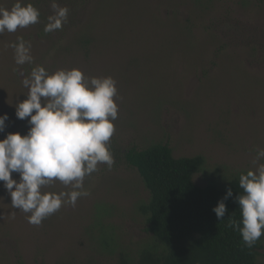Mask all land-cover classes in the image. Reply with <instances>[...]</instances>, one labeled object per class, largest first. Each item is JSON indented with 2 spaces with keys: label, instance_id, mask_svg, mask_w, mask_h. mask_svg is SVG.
Returning a JSON list of instances; mask_svg holds the SVG:
<instances>
[{
  "label": "rangeland",
  "instance_id": "374dc122",
  "mask_svg": "<svg viewBox=\"0 0 264 264\" xmlns=\"http://www.w3.org/2000/svg\"><path fill=\"white\" fill-rule=\"evenodd\" d=\"M16 0H0L11 8ZM68 8L61 29L45 33L52 4ZM39 22L0 34V139L25 134L15 104L33 67L79 68L116 81L118 116L111 169L85 177L88 196L62 206L39 226L14 209L0 181V264L137 263L162 245L140 206L150 193L126 152L168 144L175 157L203 155L199 186L222 187L254 167L264 149V0H23ZM23 37L33 64L17 65L8 45ZM264 163V161H261ZM19 179L18 173H13ZM46 191H69L59 181ZM264 264V237L257 257Z\"/></svg>",
  "mask_w": 264,
  "mask_h": 264
},
{
  "label": "clouds",
  "instance_id": "9594fccd",
  "mask_svg": "<svg viewBox=\"0 0 264 264\" xmlns=\"http://www.w3.org/2000/svg\"><path fill=\"white\" fill-rule=\"evenodd\" d=\"M54 14L48 17L45 33L61 29L68 8L53 2ZM40 11L32 3L16 0L11 8L0 6V34L14 33L39 22ZM17 65L33 64L32 45L23 37L8 45ZM26 99L15 104L16 117L27 120L25 134L9 132L0 139V181L11 197L14 209L28 215L30 224L42 221L62 206H75L90 193L85 177L98 171L100 164L109 169L114 156L109 141L118 116L116 81L111 77H86L79 68L49 72L44 66L33 67L22 80ZM8 114L0 115V132ZM264 149H257L254 167L239 176L242 192L235 197L241 219L229 217V227L238 231L251 248L264 235ZM19 174V179L13 178ZM59 181L69 191H46ZM233 196L229 188L213 208L222 220L228 211L225 201Z\"/></svg>",
  "mask_w": 264,
  "mask_h": 264
},
{
  "label": "trees",
  "instance_id": "16d2710c",
  "mask_svg": "<svg viewBox=\"0 0 264 264\" xmlns=\"http://www.w3.org/2000/svg\"><path fill=\"white\" fill-rule=\"evenodd\" d=\"M126 160L149 190V201L140 210L147 217L148 230L162 245L159 251L144 250L135 264H258L264 235L249 248L241 234L229 227V217L241 219L235 200L242 192L240 174L222 187L215 183L199 186L194 175L202 169L205 157H175L172 148L162 142L130 148ZM229 188L233 196L225 201L228 211L218 220L213 208Z\"/></svg>",
  "mask_w": 264,
  "mask_h": 264
}]
</instances>
